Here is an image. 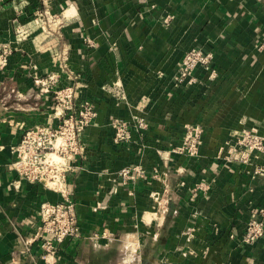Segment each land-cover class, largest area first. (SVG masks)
Returning <instances> with one entry per match:
<instances>
[{"label":"crops","instance_id":"1","mask_svg":"<svg viewBox=\"0 0 264 264\" xmlns=\"http://www.w3.org/2000/svg\"><path fill=\"white\" fill-rule=\"evenodd\" d=\"M4 46L12 56L0 73V264H264V237L243 240L263 217L264 156L226 160L244 129L264 136V0H156L153 9L139 0H0ZM191 48L213 55L218 77L200 67L193 85L176 87ZM68 87L75 106L97 112L67 161L83 236L43 258L40 207L62 195L21 177L12 148L30 129L59 127L57 93ZM140 118L147 128L138 131ZM115 119L129 123L131 142L114 141ZM187 125L203 129L196 158L172 152ZM135 166L145 177L125 182L121 170Z\"/></svg>","mask_w":264,"mask_h":264},{"label":"built area","instance_id":"2","mask_svg":"<svg viewBox=\"0 0 264 264\" xmlns=\"http://www.w3.org/2000/svg\"><path fill=\"white\" fill-rule=\"evenodd\" d=\"M139 1L150 4L152 9L155 7L156 0ZM169 19L170 16L166 17L165 22ZM11 56V48L7 46L0 48V73L7 69ZM200 67L210 72L211 80L218 77V72L213 68L212 54L204 53L197 48L189 49L178 64L175 86L193 85L196 82L194 72ZM49 80L55 82L56 77L51 76ZM116 85L114 95L123 98L122 88ZM105 89L110 92L109 88L105 87ZM57 100L56 114L61 120L59 127L57 129L43 127L30 129L24 134L21 142L12 148L15 155L12 165L21 177L31 183H43L62 195V201L46 202L40 207L41 224L38 227L36 239L41 243L43 258L56 257L59 246L65 241L80 240L83 236L76 205L70 198L67 185L66 175L70 170V164L67 161L78 150L79 136L97 116L94 106L89 102L75 106L72 87L60 90L57 93ZM136 125L135 128L138 131L147 128L143 118H140ZM111 127L116 143L131 142L133 135L129 123L115 119L111 122ZM202 140L203 129L199 125H187L181 142L172 148V152L196 158L200 154ZM253 155L264 156V136L258 135L253 130L244 129L237 140L229 144L226 160L247 163ZM258 172L263 173L264 166ZM120 175L125 182L145 177L144 171L138 166L124 168ZM262 214V219H253L248 223L243 239L245 243L249 244L264 237V209ZM98 236V234H93L90 238L94 239Z\"/></svg>","mask_w":264,"mask_h":264},{"label":"rangeland","instance_id":"3","mask_svg":"<svg viewBox=\"0 0 264 264\" xmlns=\"http://www.w3.org/2000/svg\"><path fill=\"white\" fill-rule=\"evenodd\" d=\"M58 159V158H57ZM59 160V159H58Z\"/></svg>","mask_w":264,"mask_h":264}]
</instances>
